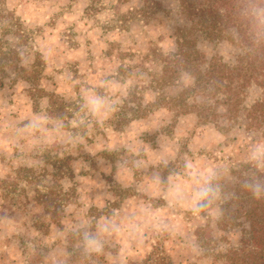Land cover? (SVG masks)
Listing matches in <instances>:
<instances>
[{
  "label": "rangeland",
  "instance_id": "rangeland-1",
  "mask_svg": "<svg viewBox=\"0 0 264 264\" xmlns=\"http://www.w3.org/2000/svg\"><path fill=\"white\" fill-rule=\"evenodd\" d=\"M184 22L178 0L0 2V38L21 56L18 73L6 68L0 86V264H130L155 246L169 264H230L224 253L240 229L222 230L219 214L193 215L171 192L175 184L191 192L184 167L190 160L215 171L217 201L226 200L230 168L264 145L263 129L201 123L164 105L163 95L190 82L183 75L175 85L151 83L160 56L177 49ZM197 47L228 62L237 53L224 40L201 38ZM22 68L34 72L30 81ZM85 90L117 110L105 120L90 116ZM131 92L145 115L133 117L124 107ZM51 93L68 103L62 117L48 111ZM260 96L250 86L245 105ZM33 121L37 126L27 128ZM54 177L68 200L53 217L37 192ZM106 219L112 224L100 233L103 253H86L83 232H97Z\"/></svg>",
  "mask_w": 264,
  "mask_h": 264
},
{
  "label": "trees",
  "instance_id": "trees-1",
  "mask_svg": "<svg viewBox=\"0 0 264 264\" xmlns=\"http://www.w3.org/2000/svg\"><path fill=\"white\" fill-rule=\"evenodd\" d=\"M257 8L264 9V0H178V11L185 22L175 34L177 49L160 56L162 66L152 76L151 83L163 88L175 85L183 75L190 82L173 96L163 95L164 105L174 109L177 115L194 113L201 123H218L223 119L228 127L236 125L246 131L263 129L264 135V16L255 14ZM201 38L224 40L233 45L237 48L233 62L220 55L207 57L197 47ZM5 43L1 37L0 86L4 84L6 68L20 70L18 50ZM22 69L25 72L21 78L30 81L34 72ZM252 85L261 89V96L245 105L247 90ZM43 93L46 92L40 90L39 94ZM134 95L129 93L124 107L131 111V116L141 117L146 110ZM47 97L48 111L62 117L68 103L55 93ZM229 172L234 177L230 196L216 200L212 206L220 210L217 225L222 230L240 229L239 238L226 249L224 257L230 264H264V196L256 199L244 186L254 182L264 184V169H258L249 159L239 162ZM214 183H219V177ZM37 195V202L53 217L68 200L57 177L51 178L43 193L38 191ZM169 263L165 251L155 246L142 261L130 264Z\"/></svg>",
  "mask_w": 264,
  "mask_h": 264
},
{
  "label": "clouds",
  "instance_id": "clouds-1",
  "mask_svg": "<svg viewBox=\"0 0 264 264\" xmlns=\"http://www.w3.org/2000/svg\"><path fill=\"white\" fill-rule=\"evenodd\" d=\"M257 16H264V9H255ZM83 108L87 109L90 116L100 120L108 119L112 113L117 109L115 103L110 101L106 96L96 94L94 91L85 90L83 93ZM36 122H30L26 125L27 128L35 127ZM250 160L255 164L258 169H264V145L257 146L250 154ZM186 174L191 181L192 189L190 193H186L183 185L175 184L172 188V196L177 202L184 205L187 200V210L193 215L199 216L201 213H208V215H218L219 208H213V204L220 198V188L217 183L218 179L215 171L208 169L200 171L189 160L185 162ZM159 182V178H157ZM248 188L256 199L264 196V184L260 182L246 183L244 185ZM112 222L105 220L103 223H98L97 232L85 230L82 235V244L84 251L89 254L100 255L104 251V242L101 239L100 233H108L109 225ZM113 231H119L118 227L113 225Z\"/></svg>",
  "mask_w": 264,
  "mask_h": 264
}]
</instances>
